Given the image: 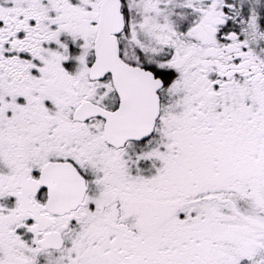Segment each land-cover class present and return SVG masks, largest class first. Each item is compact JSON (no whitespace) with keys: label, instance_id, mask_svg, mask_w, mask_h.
Here are the masks:
<instances>
[{"label":"snow or ice","instance_id":"6c2138e0","mask_svg":"<svg viewBox=\"0 0 264 264\" xmlns=\"http://www.w3.org/2000/svg\"><path fill=\"white\" fill-rule=\"evenodd\" d=\"M0 264H264V0H0Z\"/></svg>","mask_w":264,"mask_h":264}]
</instances>
